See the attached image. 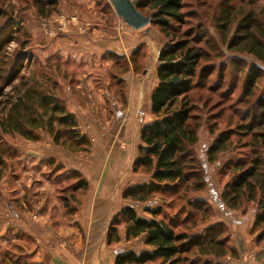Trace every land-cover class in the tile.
<instances>
[{
  "label": "rangeland",
  "instance_id": "374dc122",
  "mask_svg": "<svg viewBox=\"0 0 264 264\" xmlns=\"http://www.w3.org/2000/svg\"><path fill=\"white\" fill-rule=\"evenodd\" d=\"M56 1L59 12L44 19L38 14L33 0H0V43L4 41L0 48V120L4 117L3 104L8 99L17 97L18 92L23 94L29 87L55 90L57 95L65 101L67 110L75 117L78 130L89 139L91 146L89 151L72 153L56 146L53 137L45 131L36 132L38 140L34 142L19 135H5L0 130V147L2 151H5L2 155L6 164V168H0V264H3L6 252L25 262V256L33 251L37 240L47 243H57V240L63 253L75 254L71 239L68 238L69 231L61 230L72 225L73 222L77 224L80 222L86 227V233L83 232V227L81 228V235L85 234L82 240L88 252L91 251L89 254L91 258L95 252L96 255L98 252L99 257L106 259L112 257L116 263L120 252L140 254L142 251L151 250L145 245L144 236L126 240L127 224L120 217V213L125 208L132 207L139 217L150 220L152 215L147 211L149 209L154 210L164 206L163 213L171 217L180 212L182 203L186 204L188 200L196 202L200 199H206L205 201L211 205L214 212L213 220L208 218L205 221L202 212L194 213L197 209L185 206L181 209L182 211L186 209L182 214V220L188 218L189 214L194 216L189 220L187 228H179L178 233L186 234L190 239L193 236H204L211 228L209 226L224 224L223 237L228 240L226 247L230 246L237 250V257L243 263L261 261L259 258L264 254V243L257 244V235L251 233L252 228L248 231V216L244 215L245 217L240 218L245 222L235 228L221 221L217 216L221 215L228 219L223 212L218 211L217 205L224 206L220 195L225 184L232 178L230 174L221 175V172L228 173L225 167L229 158L236 159L245 155L247 151L238 149L235 154L228 152L214 164H210L207 157L209 146L221 133L222 127H225L223 124L225 118L222 117L217 121L220 126L218 125V130L211 135L208 126L214 124L215 120L210 119L211 113H208L209 108L206 106L216 105L220 101V95H224V91L231 83L235 84V87L229 93L230 97L237 99L241 96V86L248 75V68H243L242 74L238 73L236 81L232 80L231 73L237 71L233 69L232 64L229 65L228 61L225 86L219 90V96L213 97L210 105H205V100L209 95L208 87L216 83V73H212L214 81L207 90L200 89L194 93L198 101L196 114L201 116L199 123L202 124L195 151L200 162L199 167L204 171L207 182L204 191L194 192L192 187L188 186L185 190L182 188L181 195L185 197L183 199L161 193L151 196L145 203L125 199L123 195L125 190L136 186L133 185L134 183L141 180L146 184L152 182L151 175L144 170L134 173L133 166L136 161L134 163L132 161L134 155L132 151H135V143L137 138H140V131L155 121L149 110L150 103L152 108L151 94L159 83L158 55L163 48L169 46V40L158 27L151 23L137 31L148 30L146 33H149L141 34L143 36L137 37L136 33L130 35L123 28L118 31L112 25L113 14L116 13L110 0ZM100 1L109 5H98L96 2ZM187 1L197 2L199 10L206 18L209 17L210 21L211 13L218 11L222 0H213L214 6L211 10L204 8L205 5H207L206 8L210 7L206 0ZM202 1L206 2L203 6L199 4ZM93 3L94 10L90 9ZM229 3L237 10L255 11L264 18V1H255L249 7H247L249 3L247 0H229ZM81 4L85 7L87 4V8L90 6L89 10L81 7ZM188 8H190L188 11H191L192 4ZM143 11L149 12L148 8ZM85 17H91L94 22L95 18L100 19L108 25L98 23L97 26L100 28L95 29ZM206 27L208 26L197 27V33L194 32V35L199 39L202 36L203 44L209 49V44L206 43L214 37L213 42L218 44L219 36L213 26L210 27L211 29ZM99 29L100 31L107 29L111 35L114 31L116 34L114 41L117 42L115 47L119 49L126 45L127 52L119 54V51H116L101 59H91L90 62L84 63L64 56L68 48L75 47L67 41H63L64 44H62L59 39L61 36L73 34L76 38L75 42H80L81 38L82 41L86 40V43L93 45L96 41L91 39V36ZM186 30H188L187 26L183 28V31ZM100 40L103 39H97V42ZM220 48L230 60H243L252 65L255 62L248 56L229 54L225 46ZM214 55L215 53L212 52L210 62L212 60L217 64L227 62V57L222 56L218 59ZM258 66L264 69V65L258 63ZM263 86L264 81L261 88ZM139 88L141 93L135 95V91ZM220 104L218 103L215 106L217 109L213 111L217 113L222 108L221 106L218 108ZM235 140H237L236 136ZM39 148L50 150L53 154H46L45 157L43 154L32 152ZM137 153L139 155V150ZM113 156L114 162L111 161ZM79 167L85 169L84 172L89 179L79 170ZM78 174L88 182L84 192L76 189L80 181ZM134 177H139L137 178L139 180L134 181ZM247 211L256 213L249 207ZM177 220L180 219H175ZM193 220L194 223L191 222ZM40 223L45 226L38 234L39 236H34L27 231V233L20 231L15 234L16 236L14 235L15 224L25 229L26 226L32 227ZM98 227L99 230L94 232ZM103 228L104 232L101 233L100 229ZM113 229L118 232L120 242L108 245ZM239 243H242V247L235 248ZM85 251L86 249L83 253ZM194 251L188 255L189 264L194 260H200L199 264L208 260L212 261V264L239 263L237 262L239 260L232 258L230 253L223 258H218L202 256L199 255L200 252ZM24 253L26 255L20 257ZM261 258H264V255ZM263 261L264 259L261 262ZM149 264L164 263L157 260Z\"/></svg>",
  "mask_w": 264,
  "mask_h": 264
},
{
  "label": "trees",
  "instance_id": "16d2710c",
  "mask_svg": "<svg viewBox=\"0 0 264 264\" xmlns=\"http://www.w3.org/2000/svg\"><path fill=\"white\" fill-rule=\"evenodd\" d=\"M206 1L210 7L206 8L205 5L204 8L213 9V0ZM247 1L249 7L258 0ZM33 3L38 14L44 19L59 12L56 0H33ZM96 3L105 4L101 1ZM135 3L143 15L151 17V24L160 29L169 40V46L160 51L158 59L159 83L152 93L151 108L155 121L146 125L140 133L142 146L133 166L134 173L142 170L149 173L152 182L125 190L124 198L145 203L158 193L183 199L185 197L181 195L182 190L188 186H191L194 192L204 191L207 182L204 171L199 167L200 162L195 151L202 124L199 123L201 116L196 114L198 101L194 93L200 89L207 90L214 81L212 73H216V83L208 87L209 95L205 100V105H210L213 97L219 96V90L225 86L227 67L232 64L233 69L237 71L231 73L232 80L235 81L238 73L242 74L241 70L247 67L249 72L241 86V96L237 99L230 97L229 93L235 87V84L231 83L233 86L226 88L216 105L206 106L209 108L208 113L213 114L210 115V119L215 120L214 124L208 126L211 135H214L218 125L220 126L217 121L225 118L223 121L225 127H222L221 133L209 146L207 157L208 162L214 164L228 152L235 154L238 149L247 151L245 155L236 159L229 158L225 167L228 173L221 172V175L230 174L232 178L225 184L220 199L228 210L241 212L245 216L249 214L248 207L254 209L256 217L251 233L257 235V244L264 243V86L261 88L264 69L258 66V63L264 65L263 16L255 11L237 10L229 0L221 1L218 11L211 13L210 21L209 17L206 18L199 10L197 2L138 0ZM205 3L202 1L199 4L203 6ZM191 4L192 9L188 11ZM145 8H148L150 13H144ZM185 26L188 30L183 31ZM199 26H208L207 29L213 26L219 36L218 44L213 42L215 39L212 37L206 43L209 44L208 49L203 44L202 36L200 35L199 39L194 35ZM3 43L4 41L0 43V48ZM221 46H225L229 54L252 58L254 64L228 59ZM212 52L218 59L222 56L227 57V62L219 64L213 60L210 62ZM58 97L55 90L48 91L42 88L29 87L23 94L18 92L17 97L10 98L3 104L4 117L0 120V130L5 135H19L34 142L38 140L36 132L45 131L53 137L54 144L58 147L72 153L89 151L91 146L89 139L80 133L74 115L67 110L65 101ZM218 103H221L218 108L220 106L222 108L216 113L213 110L217 109L215 106ZM4 152L0 147V168H6L2 155ZM77 177L80 181L76 189L86 191L88 182L80 174ZM188 201L191 204L182 203L180 212L171 217L163 213L164 206L149 209L147 211L152 215L150 220L139 217L132 207L125 208L120 217L127 224L126 240L144 236L145 245L151 250H145L140 254L129 252L119 255L115 264H149L157 260L164 264H189L188 255L194 250L200 252L199 255L218 258L230 253L232 258L239 260L237 250L230 246L226 247L228 240L223 237L224 224L209 226L211 228L204 236H193L190 239L186 234L178 233L179 228H187L189 220L194 216L189 214L188 218L182 220V214L186 209L183 211L181 209L185 206L197 209L194 213L202 212L205 221L208 218L213 220L214 217L211 205L207 201ZM177 218L180 220L175 221ZM111 232L113 233L110 234L108 245L119 243L118 232L114 229ZM199 263L200 260L190 262ZM3 264L26 263L6 252ZM203 264H212V261H204Z\"/></svg>",
  "mask_w": 264,
  "mask_h": 264
},
{
  "label": "crops",
  "instance_id": "0c3cea01",
  "mask_svg": "<svg viewBox=\"0 0 264 264\" xmlns=\"http://www.w3.org/2000/svg\"><path fill=\"white\" fill-rule=\"evenodd\" d=\"M94 5L95 4L93 3V4H91V8H90V6L87 8V4H86V7L83 4H81V7L86 8L88 10H89V8L94 10L93 9ZM85 18L92 24V26L95 29L100 28V26H97L98 23L108 25L105 21H102L100 19L95 18V22H94V19H91V17H85ZM113 21L114 22L112 25H114L118 31L121 30V28H123L125 30V32H127L130 35H132V33H133V35H135V33H136L137 37L141 34L145 35V34L149 33V32L146 33V31H148V30H143V32H137L136 30L132 29L128 25L126 26V22L123 21L122 19H120L116 14H113ZM143 35H141V36H143ZM74 37L75 36L73 34H71V35L67 34V35L61 36L59 38L62 44H64L63 41L64 42L67 41L71 44H74V47H75V48H73V47L68 48V50H66L64 52V56L65 57H71V58L78 60V61H81L83 63L84 62H90L91 59H101L108 54L115 53L116 51H119V54L125 53V52H127L126 49L128 48V46H126V45H123L119 49L117 47H115V44L117 43L116 41H114L116 34L113 31V34L111 35L110 33L107 32V29H102L101 31L99 29V30H97V32L93 33V35L91 36V39H94L96 41L93 43V45L86 43V40L82 41L81 38H80V42H75L76 38H74ZM133 38L135 40L137 39L136 36H134ZM97 39H103V40H100L97 42ZM137 41H139V40H137ZM158 57H159V55H158ZM136 93H139V94L141 93L140 88L137 91H135V95H136ZM149 110L152 111L151 110V103H150V109ZM140 133H141V131H140ZM141 146H142L141 140H140V138H137V142L135 143V149H134L135 151H132L134 153V155L132 156L133 157V160H132L133 163L138 158L137 150H139V148ZM32 152H34V154H36V153L43 154V156H45V157L47 156L46 154H51V155L53 154V152L50 150H45V149H40V148L38 150L35 149ZM113 158L115 159V157L113 156L111 158L112 162L115 161V160H113ZM79 170L84 173V175L87 177V179H89V177L84 172V170H85L84 168L79 167ZM137 178H139V177H134V181H138L139 179H137ZM144 184H146V183H144L141 180V181L134 183L133 185L137 186V185H144ZM203 200H206V199H203ZM217 206H218V211L223 212V214L225 216H227L228 219H225L221 215H217V216L219 217V219L221 221L227 222L229 225H231V227L235 228L236 226L242 225L245 222V220L240 219V218L245 217L241 212L230 211L227 208H225V206H222V205H217ZM254 215H255V213H252V212L247 215L248 216L247 221H249L248 231H250V229L254 225V222H255V216ZM18 226H19L18 224H15V226H13V230H15V232L13 231L14 235L20 231H24V232L27 231V232L33 234L34 236H39L38 234L42 232V229L45 225L43 223H40V224H35L32 227L26 226L25 229H23L22 226H19V228H18ZM63 226L65 227V225H63ZM82 227H83V232L86 233L87 232L86 227L82 226V224L80 222H79V224H77V222H73L72 225L66 227L67 229L61 228V230L69 231V237L68 238L71 239L72 246L74 247V250H75V254H67L66 252L63 253L62 250L60 249L59 245H58L57 240H56L57 243H47V242H41L40 240H37L36 244H35V248L33 249V251H31L29 253L26 252L27 256H25V258H24V259H26L25 262H27V264H115L112 257L110 259L99 257L98 252H97V255H96V252L94 253L93 258H91L89 256L91 251L88 252L87 246L83 243L82 237H84L85 234L81 235V228ZM49 229H51L50 226H49ZM96 230H99V227H98V229L95 228L94 232H96ZM100 230H101V233L104 232V228L100 229ZM238 246L242 247V243H239L235 248L239 249ZM85 249H86V251H85V253H83V250H85ZM26 253H24L20 257H23L24 255H26ZM137 254H139V253H137ZM118 255H125V254H123V252L122 253L120 252ZM263 255L264 254H262L261 257ZM261 257L259 259H261V261H262L264 258H261ZM261 261L258 260L257 262H250V263L244 262L243 263L241 260H239V261H237L239 263L234 262L233 264H264V261L263 262H261Z\"/></svg>",
  "mask_w": 264,
  "mask_h": 264
},
{
  "label": "water",
  "instance_id": "95a60500",
  "mask_svg": "<svg viewBox=\"0 0 264 264\" xmlns=\"http://www.w3.org/2000/svg\"><path fill=\"white\" fill-rule=\"evenodd\" d=\"M116 15L136 31H140L151 23V17L143 15L132 0H110Z\"/></svg>",
  "mask_w": 264,
  "mask_h": 264
}]
</instances>
